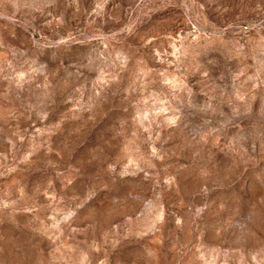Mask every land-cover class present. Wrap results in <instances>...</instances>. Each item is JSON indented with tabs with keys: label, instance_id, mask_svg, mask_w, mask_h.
<instances>
[{
	"label": "rangeland",
	"instance_id": "1",
	"mask_svg": "<svg viewBox=\"0 0 264 264\" xmlns=\"http://www.w3.org/2000/svg\"><path fill=\"white\" fill-rule=\"evenodd\" d=\"M0 264H264V0H0Z\"/></svg>",
	"mask_w": 264,
	"mask_h": 264
}]
</instances>
